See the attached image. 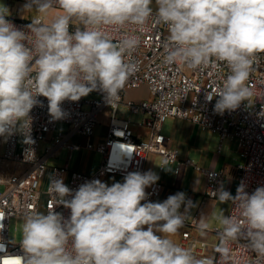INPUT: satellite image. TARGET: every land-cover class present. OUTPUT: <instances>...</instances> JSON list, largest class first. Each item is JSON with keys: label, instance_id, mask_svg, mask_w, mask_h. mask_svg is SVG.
Masks as SVG:
<instances>
[{"label": "clouds", "instance_id": "obj_1", "mask_svg": "<svg viewBox=\"0 0 264 264\" xmlns=\"http://www.w3.org/2000/svg\"><path fill=\"white\" fill-rule=\"evenodd\" d=\"M23 7L39 14L25 29L0 7V137L19 133L22 144H35L30 113L43 106L40 96L48 100L50 122L65 119L64 101L78 102L97 90L113 107L135 74L131 57L141 43L126 33L114 40L113 32L135 26L142 33L150 20L167 27L165 64L196 70L215 60L227 66L229 74L215 95L217 114L237 110L253 95L247 81L257 55L264 53V0H27ZM29 152L35 155L31 147ZM158 179L151 170L135 171L122 183L108 186L94 179L73 190L50 174L48 191L70 216L53 206L28 213L21 225L23 256L10 255L0 242V264H224L230 242L239 239L264 261V186L249 194L241 184L235 196L223 187L212 192L236 209L235 215L223 210L204 215L197 224L201 236L213 221L219 225L217 261L197 258L171 239L194 205L184 192L149 201L146 188Z\"/></svg>", "mask_w": 264, "mask_h": 264}, {"label": "built area", "instance_id": "obj_2", "mask_svg": "<svg viewBox=\"0 0 264 264\" xmlns=\"http://www.w3.org/2000/svg\"><path fill=\"white\" fill-rule=\"evenodd\" d=\"M152 7L155 11V4ZM6 18L21 29L31 23V20L14 16ZM76 26L79 25H70V32L74 31ZM125 33L138 36L141 43L131 57L132 62L136 64L135 74L120 92V99L113 107L106 102L104 94L97 90L95 92L99 97H83L78 102L64 101L61 107L66 113L65 119L50 122L48 100L40 96L38 100L43 106H35L30 113L31 136L35 144L29 146L21 143L19 147V138L23 139L19 133L6 138L5 150L0 155V183L5 185L0 193V242L6 244L10 255L24 254L20 242L12 241L9 237L10 221L13 217L24 218L32 211L46 213L52 206L54 211L61 213L65 218L70 216V209L55 205L56 200L48 191L50 174L63 178L69 188L76 190L86 181H101V178L108 174L118 175V182L122 183L129 172L143 173L147 157L151 153L161 155L162 171L168 164L179 161L177 150L169 145V138L161 131L163 122L169 117L189 119L205 129L217 131L222 138H236L239 154L244 159L237 166L238 186L244 184L245 191L249 194L257 187L264 186V116L260 115L264 110V53L257 55L247 81L253 92L250 103L244 101L237 110L225 111L220 115L214 111V105L219 98L215 95L229 74V69L223 62L213 60L209 66L196 70L178 64H165L162 42L169 33L166 25L155 23L153 20L149 21L142 33L135 26H129L119 32H113V39L118 40ZM144 84L148 86L151 97L141 100L128 99L125 103L132 112L144 114L141 123L149 130V135L145 138L135 134L130 118L117 116L118 106L124 101L126 91ZM208 94L213 96L211 101L206 99ZM107 106L110 108V121L105 139L94 144L92 135L99 114ZM60 121L67 122L69 130L59 131L49 137ZM77 133L86 137L85 143L71 141V137ZM44 141L47 144L42 151ZM29 147L34 149V156L31 152L25 153V149ZM63 147L69 150L82 147L95 149L102 153V162L93 173L70 170L66 165H49V159L58 155ZM181 163L193 164V161L186 159ZM20 165L25 167L20 168ZM48 168V184L46 189L42 190V181ZM178 170L179 168L176 169L177 172ZM202 170L206 178V196L214 198L212 192L220 188L223 171L213 168ZM162 190L161 181L146 188L148 200L155 202ZM235 214L236 209L232 202L228 215ZM198 222L199 219L195 217L188 226L194 229ZM218 231L219 227L208 231L215 236V240L210 241L197 237L187 228L183 230L178 244L190 248L197 258H215L218 261L219 253L215 251L220 243ZM245 245L246 241L243 239L230 242V257L224 264H264V261H260ZM2 255L4 254L0 253V256ZM5 264L11 262L5 261Z\"/></svg>", "mask_w": 264, "mask_h": 264}, {"label": "crops", "instance_id": "obj_3", "mask_svg": "<svg viewBox=\"0 0 264 264\" xmlns=\"http://www.w3.org/2000/svg\"><path fill=\"white\" fill-rule=\"evenodd\" d=\"M140 87H144L147 90V93L144 96H139L137 98L130 96V92L136 90V88H131L126 91L124 95V101L121 103L124 106H126L131 113L134 112H132L125 103L126 100L128 99L141 100L144 98L151 97V93L146 84ZM120 105L118 106V109ZM108 109L110 114V108L108 107ZM118 109H117V114H118ZM121 118H126V117H121ZM109 121H110V116L107 124L109 123ZM135 124L134 122L132 124V128L134 129L135 134L138 137H143V138L148 137L149 135L148 128H146L147 132H143L142 128L144 129L145 127H135ZM140 125L143 124L140 122ZM96 127H101V122L99 120V117L95 129ZM107 128L108 127H104L103 133H106L105 130L107 131ZM161 131L164 135H166L169 138V145L177 150L179 161L172 164H168L165 170L162 171L160 169L161 155L157 153H151L148 155L145 164V172L149 170L152 171L153 166L157 163L158 169L160 171V174H158L159 177L158 181H161L163 183V190L161 194L156 198L155 202H162L166 199L165 197L180 192L183 189L184 185H188L191 192L193 191L199 193L200 188L197 187L196 184L198 186H202V189L204 190L206 178L202 170L203 168H213L217 170H222L223 177L220 188L223 187L224 190L229 191L233 196L235 195L238 186L237 166L240 163L239 156H241L239 155L238 140L236 138H229V137L222 138L217 131L205 129L200 124L181 117L167 118L162 124ZM75 135L71 137V141ZM83 137L86 139L85 136ZM21 141L22 138L20 137L19 147L21 145ZM85 141L83 143H85ZM5 145H6V138L0 137V155L3 154L5 150ZM74 150H69L70 152L69 158ZM69 158L67 160V163L65 164L68 168L70 163ZM186 159H191L193 161V164L181 163V161H184ZM196 166H199V168H197ZM24 167H25L24 165H20V168H24ZM177 168H179L178 172L176 171ZM112 175L114 177H117L119 181L118 175L115 174ZM191 192L189 195L190 198L188 196V199H190L192 202L196 201V196L193 193L191 195ZM209 202H210L209 204H212L213 207L220 203L215 197L214 198L210 197ZM231 203H232L231 201L224 203L228 205L229 210ZM190 211L191 209L189 210V213H191ZM190 215L191 214L188 215L185 222V225L187 226L192 221L193 218L197 217L198 219H200L198 212H196V214H194L193 217H190ZM193 230H194L193 231L194 235L200 237L199 236L200 233L197 227H194Z\"/></svg>", "mask_w": 264, "mask_h": 264}, {"label": "rangeland", "instance_id": "obj_4", "mask_svg": "<svg viewBox=\"0 0 264 264\" xmlns=\"http://www.w3.org/2000/svg\"><path fill=\"white\" fill-rule=\"evenodd\" d=\"M27 1L25 0H0V7H6L9 11L8 16H14L18 17L20 19L24 20H31L34 16L39 15L35 11L28 13L24 9V5ZM154 4V3H153ZM147 93L146 88L140 87L136 88V90H133L130 92V96L137 98L139 96H144ZM92 97H99V94L95 91L90 93L87 97L85 98H92ZM87 107V105H85ZM119 117H126V118H131L132 121L135 124V127H145L144 129L142 128L143 132H147L146 126L140 125V122H142V119L144 117L143 113H131L126 106L123 104L120 105L118 109V114ZM109 109L108 106L105 107L99 114V120L101 122V127H96L94 134L92 135V142L94 144H97L99 141H102L105 139V133L104 132V127H108V120H109ZM70 126L67 122L60 121L58 122L57 129L52 131L49 134V137L52 136L53 134L62 131V132H67L69 130ZM106 132V130H105ZM86 139L83 137L81 134H76L73 138L72 141L74 142H80L83 143ZM47 142L44 141L42 144V151H44V148L46 146ZM69 150L68 148L64 147L60 150L58 155L51 157L49 159V165H65L67 163V160L69 158ZM240 155V154H239ZM103 155L102 153L96 151L95 149H88V148H81V149H76L73 151V153L70 156V163H69V168L71 170L78 169V170H83L85 172L93 173L95 172L98 167L100 166L102 162ZM244 159L239 156V162L242 163ZM152 172H154L156 175L160 174V171L158 169L157 163L153 166ZM48 176H49V168L47 169L46 176L44 177L42 181V190H45L48 184ZM196 177V176H195ZM199 180V179H198ZM101 182L106 183L108 186H111L113 183L118 182V178L114 177L112 174H108L104 177L101 178ZM200 188L199 193L197 192H191L190 188L188 185H184L183 189L180 192H184L186 194V198L188 199V196L191 195L192 193L196 196V201H193L194 207L191 208V214L190 217H193L196 212L199 213L200 218L204 215L210 216L212 213L219 214L221 210H223L225 215H228L229 213V207L226 204H217L214 207L212 204H209L210 197L206 196V181H205V186L204 190L202 189V186H198ZM5 185L4 183H0V193L4 190ZM167 199V197H165ZM190 198V196H189ZM184 206L182 205L180 211L184 212ZM23 223V218L22 217H13L10 221V228H9V237L12 241L15 242H20L22 238V232H21V225ZM147 226H145L146 228ZM213 227H219V225L213 221L212 222V228ZM185 228L191 229L192 231L193 228L185 225L183 228H181L178 232L177 235L171 237V239L174 240V242L178 243L181 239L182 232ZM157 235H161L157 233ZM201 238H205L210 241L215 240V236L212 235L211 233L207 232L205 236H201Z\"/></svg>", "mask_w": 264, "mask_h": 264}]
</instances>
